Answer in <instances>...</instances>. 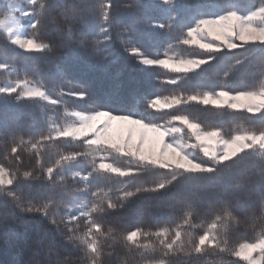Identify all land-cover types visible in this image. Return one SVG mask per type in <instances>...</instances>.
Here are the masks:
<instances>
[{"label":"snow or ice","instance_id":"snow-or-ice-1","mask_svg":"<svg viewBox=\"0 0 264 264\" xmlns=\"http://www.w3.org/2000/svg\"><path fill=\"white\" fill-rule=\"evenodd\" d=\"M21 2L9 0L0 18V36L14 49L23 53L50 52L52 44L41 38L40 29L47 31L51 28L59 31L66 41L75 42L80 47L91 44L95 53L111 54L113 31L119 26V16L114 15L117 7L114 0H96L94 9L91 5L81 6L75 0L71 3L68 0ZM84 7L94 10L98 22L84 16ZM124 7L158 9L167 22H149L161 30H171L179 20L185 19L182 35L176 44L195 46L208 54L193 57L192 54L180 55L177 50L169 55V50L175 47L169 44V50L163 53L165 58H150L139 48L131 46L122 30L116 31L115 38L129 45L125 51L136 57L141 65L189 73L216 59L213 53L244 48L245 54L229 65L225 78L258 52L262 57L259 79L235 95L223 89L215 93L188 94L186 99L183 94L174 92L164 96L145 95L137 100L136 111L116 114L112 109L85 112L65 107L61 121L57 120L55 113L46 116V132L27 139L10 134V143L0 140V144L6 145L4 159L11 157L20 164L23 160L19 153L27 151L35 155L36 167L40 169L39 173L31 169L19 172V168L13 170L0 163V205L7 207L11 202V206L21 212L39 214L54 226L56 234L63 237L59 242L55 238L49 241L46 260H30L28 264H213L209 257H215L217 264H221L225 254L236 258L229 264H264V0H248L246 6L242 5V0H222L211 6L202 2L188 3L187 0H155L148 5L129 0ZM23 18H28L27 22ZM80 21L85 27L80 38L76 39L74 23ZM61 22L64 24L62 29ZM27 29L33 30L32 35L27 34ZM89 35L93 37L91 41ZM7 51L5 49V54ZM0 70L18 77L0 85V97L15 93L17 101L39 99L53 106L63 104L62 99L51 96L27 73L19 78V69L6 59H0ZM163 82L175 85L179 78H165ZM65 95L81 101L89 98L86 90L65 92L61 89L59 96ZM190 101L247 112L251 114L248 120L252 126H239L236 132L225 137L219 127L204 128L186 114L165 112ZM0 102L8 103L7 100ZM162 112L166 118L155 115ZM161 118H164L163 123L158 122ZM168 136L172 137L170 141L165 140ZM192 140L195 142H188ZM56 141H81L84 150L65 152ZM196 149L207 160L197 159L194 155ZM50 152H54L56 158L46 164L45 156ZM113 156L130 158L136 164L121 166L112 159ZM80 158L90 159L91 170L86 174L73 163ZM246 159V166L238 168L237 172L246 174L248 183L239 187L240 191L249 192L251 196L244 203L237 199L235 205L244 211L243 216L236 215L229 202L212 213L210 220H201L199 224L193 223V211L187 210L179 223L155 230L136 227L118 232L110 225L105 226L107 214L124 208L125 202L136 193L165 189L182 176L211 181L222 170H232ZM155 168L166 169L167 173H161L163 178L152 187H137L134 191L125 189L127 181L123 178ZM94 174L105 180L109 176L119 178L113 182L119 193L115 200L111 187L92 190L91 181L96 179ZM68 178L80 184L70 194L66 184ZM37 180L42 181L39 203L30 193L25 198L16 187L20 181L29 182L23 186L31 191L35 187L31 182ZM241 226L252 230V239L230 243V231ZM196 227L204 230L193 239V233L186 229ZM58 244L75 249L76 259H72L71 254L61 257L55 253ZM53 254L56 255L54 261Z\"/></svg>","mask_w":264,"mask_h":264},{"label":"trees","instance_id":"trees-1","mask_svg":"<svg viewBox=\"0 0 264 264\" xmlns=\"http://www.w3.org/2000/svg\"><path fill=\"white\" fill-rule=\"evenodd\" d=\"M69 3L73 0H68ZM141 4H152L155 0H139ZM188 3L202 2L208 5L220 3L222 0H187ZM81 6H94L96 0H75ZM117 5L114 15L119 16V26L114 29L113 50L111 54H97L92 50L91 44L80 47L75 42L66 41L61 33L49 28L45 31L40 29L41 38L52 44V50L45 53H23L22 50L14 49V46L7 44L3 36H0V59H6L9 63L15 64L19 69V78H23L27 73L29 78L38 81L42 87L54 98L63 100L60 106H53L39 99H24L17 101L15 93L12 96H2L0 101L7 100L5 105L0 102V140L7 143L10 134L16 136L36 137L40 132H46V116L56 114L57 120L61 121L64 108L84 110L90 112L98 108L112 109L113 114L118 112L136 111V102L145 95L159 94L160 96L170 93L183 94L185 99L188 94L218 92L228 90L231 94L243 90L247 85H251L254 80L259 79L260 65L262 57L254 53L242 65L234 68L229 76L225 78V71L230 64L245 54L244 48L213 53L216 59L210 63L201 65L200 68L189 73H176L158 66L141 65L137 58L131 55L125 48L129 45L122 43L115 38L116 31H123L126 38L131 41V46L139 48L150 58H165L163 53L169 50V44L175 45L169 50V55L179 50L180 55L192 54L195 56H207L202 50L195 46L178 45L177 39L182 35V29L186 23L185 19L179 20L171 30L158 29L150 24L152 22H167V18L158 9H127L125 4L129 0H114ZM248 0H242V5H247ZM84 16L98 22L95 12L84 7ZM27 22L28 18H23ZM64 27L63 22L60 24ZM85 25L82 21L74 23L76 39L80 38L81 31ZM27 34L32 35L31 29H27ZM186 31V29H185ZM89 35V41L92 40ZM250 47V46H246ZM7 49V54H5ZM179 78L175 85L164 83L165 78ZM16 75L9 76L0 70V85H4L9 80L15 81ZM79 91L86 90L89 93L87 100L81 101L73 96H59L60 90ZM165 112H179L189 116L190 119L200 123L204 128L219 127L225 137L236 132L239 126L251 127L248 118L251 114L244 111H234L227 108H216L211 104L203 105L195 101L182 103L173 109ZM158 117H164V113H156ZM166 118V117H164ZM164 118L158 120L164 122ZM255 119V118H253ZM178 123V122H177ZM183 127V126H181ZM186 131V130H185ZM170 139L172 137L170 136ZM185 140H188L187 135ZM188 141V142H193ZM57 145L65 151H83L82 142L56 141ZM5 144H0V163L13 170L19 168V172L34 170L39 173L36 167V157L27 151H21L19 155L23 162L17 164L14 158L4 159ZM189 151H193L189 149ZM194 155L199 160H207L198 149ZM56 155L50 152L45 156V163L54 161ZM121 166H135L136 161L127 157L113 158ZM85 174L91 170L90 159L80 158L73 162ZM247 159L241 164L233 167L232 170L224 169L218 173L213 180L201 179L198 177H181L177 181L168 185L165 189L156 192L136 193L125 202L124 208H117L107 214L105 226H112L118 232L133 230L136 227L145 229L174 226L179 223L183 214L187 210L193 211V223L199 224L201 220H210L212 213L219 210L226 203L231 202L235 214L243 216L245 213L240 208H236V201L247 202L251 193L240 191L241 185L248 183L247 175L237 172L238 168H244ZM223 167V166H221ZM161 173H167L166 169H150L141 172L140 175L125 177L127 181L126 190L134 191L137 187H152L155 182L163 178ZM19 174V173H18ZM107 175V174H105ZM95 180L91 181L92 190L97 187L113 189L111 193L113 199L119 194L116 191L117 185L113 183L119 178L109 176L105 180L103 176L94 174ZM78 180V178H77ZM29 182L20 181L16 186L17 190L27 198L29 193L36 202H40V190L42 181H32L34 188L23 185ZM46 183V182H43ZM69 194L73 188L80 187V184L71 178L66 180ZM81 227L83 223L81 221ZM203 228H189L187 232L193 233V239L203 233ZM253 232L250 228L241 226L233 228L229 233L230 243H237L242 240H251ZM55 238L58 242L62 236L55 233L54 226L48 223L37 213H24L13 208L11 202L8 206L0 205V264H28L30 260H46L48 256V243ZM187 239V236H185ZM37 250L39 254L37 255ZM61 257L71 254L72 259H76V250L70 247H63L59 244L55 249ZM53 261L56 255L52 256ZM176 259V258H172ZM187 259V258H181ZM195 259V258H193ZM213 264H217L215 257H209ZM235 257L224 255L221 264H229L235 261ZM243 264V262H238Z\"/></svg>","mask_w":264,"mask_h":264},{"label":"rangeland","instance_id":"rangeland-1","mask_svg":"<svg viewBox=\"0 0 264 264\" xmlns=\"http://www.w3.org/2000/svg\"><path fill=\"white\" fill-rule=\"evenodd\" d=\"M8 2H9V0H0V18L3 17V12L6 11V5H7ZM18 2H21V0H18ZM21 6H24L22 4V2H21ZM237 43H239V41H237ZM230 95H235V94H231L230 93ZM165 140L166 141H170L171 140L170 136L165 137ZM193 142H195V141H193Z\"/></svg>","mask_w":264,"mask_h":264}]
</instances>
